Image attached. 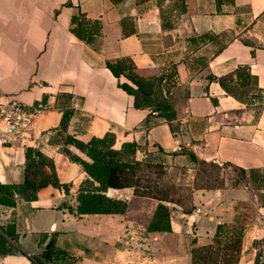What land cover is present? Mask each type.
I'll use <instances>...</instances> for the list:
<instances>
[{
	"label": "crops",
	"instance_id": "crops-1",
	"mask_svg": "<svg viewBox=\"0 0 264 264\" xmlns=\"http://www.w3.org/2000/svg\"><path fill=\"white\" fill-rule=\"evenodd\" d=\"M80 16L90 42L72 31ZM260 43L264 0H0V107L16 100L34 111L26 137L0 142V186L24 183L27 150L36 149L69 188L48 185L32 200L0 204L11 249L0 264H37L50 242L76 264H191L192 250L212 244L217 226L234 223L245 207L252 215L244 240L264 245V205L252 184L254 173H264ZM121 58L148 76L176 70L187 94L176 120L135 108L106 67ZM108 135L116 150L135 144L137 161L190 173L189 208L162 202L172 206L169 231L150 232L130 216L135 210L77 212L81 192L136 199L134 188L102 189L81 165L91 160L73 141ZM200 162L244 175L213 180Z\"/></svg>",
	"mask_w": 264,
	"mask_h": 264
},
{
	"label": "trees",
	"instance_id": "trees-1",
	"mask_svg": "<svg viewBox=\"0 0 264 264\" xmlns=\"http://www.w3.org/2000/svg\"><path fill=\"white\" fill-rule=\"evenodd\" d=\"M72 22L74 25H76L72 31L73 33L78 36L79 38L85 39L87 42H90L92 37L89 35L88 37L84 36L82 33V26L85 22V17H74L72 19ZM209 38L208 35L201 36L200 39L204 40ZM106 67L110 70V72L113 74L115 78L119 80V86L132 95L134 97V106L138 109H149L151 111V116L155 118H163L169 122H172L177 119L178 115L181 113L182 108L185 106V102L187 99V94L185 91H182L180 86L178 85V75L175 69L167 70L160 74L159 76H148L145 71L138 69L132 60L130 58H121L114 62H108L106 63ZM121 78H125L128 80L132 85L126 83V82H120ZM65 123V122H64ZM62 122V126L64 125ZM173 127V126H172ZM106 139H110L109 145L110 150L113 152V154H118L122 150H124L126 147H130L134 151V164L139 166V162L143 161H137L135 158V152H136V145L135 144H125L122 146L121 149L116 150L113 148L114 139L112 136L108 135L103 139H94L91 140L87 144H82L76 141H73L78 148L81 150L87 151V154L91 160V163L87 162H81L82 167L84 168V171L96 182H98L102 189L105 188H112V189H122V188H134V193L136 198H143L142 196H139L137 193V188H139V183L141 182L142 178L144 177L143 174L139 173L137 175H133V178L136 180L135 183L129 181L127 175L124 173L126 169H128L126 166H121L118 163H111L106 164L104 167H100L98 169V174L96 175L94 172L90 170L89 166H93L96 162V159L91 157L89 155V152L87 150L88 147L92 146L94 143H102ZM31 153L33 155L37 156L38 158H42L47 160L48 164L47 167H49L52 170V177L53 181H44L43 183L36 184L35 180L31 178V174H34V166L32 164L33 160L31 157ZM26 168H25V179L24 183L22 185L17 186H6V187H12V188H19V187H25L28 191L34 192L32 196H20L19 198H23L24 200H32L36 196V192L43 187H46L48 185H53L57 187H61L64 189L65 192L69 191V188L67 185H60L56 179V174L54 170V164L51 160L47 159L42 155V153L36 149H28L26 153ZM150 161V160H148ZM158 165L159 163H155ZM162 166V170L164 171V167L162 164H159ZM135 172V171H131ZM241 174L244 175V172L241 171ZM5 187V186H3ZM160 193V192H158ZM148 198V197H147ZM14 199H16L14 197ZM148 199L156 200L158 203L164 204L162 202H168L171 200H166L159 197H152ZM78 205H77V212L79 214H106V213H118L122 214L124 211H120V205L124 206L126 203L111 200L107 198L104 195L96 194V193H83L81 192L78 196ZM107 201L110 203V210L109 211H103L99 206L101 204ZM2 204V203H0ZM14 204V202H13ZM13 204H8L12 206ZM264 205V204H263ZM169 220V215L167 216ZM239 218V217H238ZM238 220H236L233 226L232 224H222L218 225L216 228V232L214 235V241L216 239H219L220 236L226 233L225 230L231 231V235L233 238H235L234 245L237 244L241 246L243 242H245V230L246 226L243 224L236 225ZM147 229L150 232H166L170 230V220L168 221V225L166 227H154ZM227 234V233H226ZM10 236L8 232L3 231L0 228V254H6L10 251L5 250L4 247L8 246L7 237ZM213 241V243H214ZM212 243V244H213ZM210 244V245H212ZM210 245L201 246L198 248H195L192 250L191 253V264H196V254L195 251L201 248L209 247ZM53 244L50 242L44 249L43 254L37 258H34V261L37 264H47L48 262L50 264H63V261L66 257H69L70 255L67 253H54L51 248ZM235 246H232L233 248ZM69 258H72L71 256Z\"/></svg>",
	"mask_w": 264,
	"mask_h": 264
},
{
	"label": "rangeland",
	"instance_id": "rangeland-1",
	"mask_svg": "<svg viewBox=\"0 0 264 264\" xmlns=\"http://www.w3.org/2000/svg\"><path fill=\"white\" fill-rule=\"evenodd\" d=\"M246 39V38H245ZM257 45V44H256ZM264 43H260L257 46H263ZM110 139H106L102 143H94L88 147L89 155L96 159L93 166H89L90 170L96 175L100 167L106 166V164L118 163L121 166H126L128 169L124 171L129 181L135 183L136 180L132 174H143L137 193L143 198H136L131 203L124 206L120 205V211L124 213L135 210L130 213L135 215L139 221H141L146 227H166L168 225V215L171 209V205L157 203L152 201V197H159L181 203L186 209L189 208L190 202V186L188 179H191L190 173L183 172L182 175H177L174 170H170L168 173L162 170L161 165H156L152 161L147 159L143 162H139V166L134 164V151L130 147H126L118 154H113L109 145ZM33 150V149H31ZM32 164L34 168V174H31V178L35 180L36 184L43 183L44 181H53L52 170L47 167V160L38 158L31 153ZM200 167L211 179L217 180L221 173L231 175L233 172L238 177L242 178V174L236 170H230L226 167H222L220 164H205L199 163ZM180 164L176 163V167ZM135 172H131V171ZM252 184L258 191L260 196V202L264 204V173H254L252 175ZM160 192V193H158ZM34 192L28 191L25 187L12 188L0 186V203L4 205L13 204L20 196H32ZM148 197V198H147ZM103 211L110 210V203L104 201L99 206ZM240 218L236 225H243L249 223L248 218L252 215V208L245 207V210L240 211ZM232 224L231 226H233ZM225 230L226 233L216 239L209 247L201 248L195 251L196 264H264V245L258 240H248L241 244H233L235 238L231 235V231ZM232 246H235L231 248ZM5 250L10 251L8 246L4 247ZM72 257V256H71ZM76 264L74 257H72V263Z\"/></svg>",
	"mask_w": 264,
	"mask_h": 264
},
{
	"label": "built area",
	"instance_id": "built-area-1",
	"mask_svg": "<svg viewBox=\"0 0 264 264\" xmlns=\"http://www.w3.org/2000/svg\"><path fill=\"white\" fill-rule=\"evenodd\" d=\"M34 118V111L29 110L20 102L13 100L7 106L0 107V142L17 140L28 135ZM70 257V256H69ZM66 257L63 264H71L72 258Z\"/></svg>",
	"mask_w": 264,
	"mask_h": 264
}]
</instances>
